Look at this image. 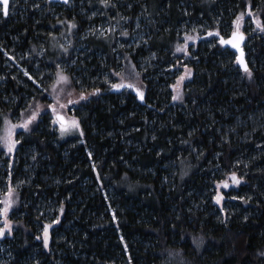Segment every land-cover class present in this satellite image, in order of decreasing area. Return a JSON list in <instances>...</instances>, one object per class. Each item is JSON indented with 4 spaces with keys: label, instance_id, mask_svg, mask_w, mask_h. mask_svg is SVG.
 <instances>
[{
    "label": "trees",
    "instance_id": "1",
    "mask_svg": "<svg viewBox=\"0 0 264 264\" xmlns=\"http://www.w3.org/2000/svg\"><path fill=\"white\" fill-rule=\"evenodd\" d=\"M242 12L250 78L220 43ZM257 19L264 0H11L6 17L0 6V137L5 120L20 125L45 108L15 129L13 153L0 142V202L9 187L14 201L0 264H264ZM103 23L115 29L101 34ZM184 68L191 75L176 88ZM59 73L86 97L73 111L78 139L59 136L47 107ZM122 77L144 101L112 87ZM231 173L240 183L220 210L215 185Z\"/></svg>",
    "mask_w": 264,
    "mask_h": 264
},
{
    "label": "snow or ice",
    "instance_id": "2",
    "mask_svg": "<svg viewBox=\"0 0 264 264\" xmlns=\"http://www.w3.org/2000/svg\"><path fill=\"white\" fill-rule=\"evenodd\" d=\"M101 2L104 3L107 6L108 3H109V0H101ZM64 3H68V0H64ZM2 4H3V13H4V15H7L8 14V8H9V0H2ZM248 14L249 15L253 14L252 13V7H251L250 3H249V6H248ZM243 17H244V13L242 12L240 14V16L238 17V19H237L236 31H234L232 33V38L231 39H227L226 40L222 36L220 37V43L221 44H230L233 48H237V49L240 48V44L245 38L244 34L242 32H240V30H239L240 29L239 21L242 20ZM256 24H257V27L262 32H264V23H261V21L259 19H257L256 20ZM73 26H75V25H73ZM124 35H127V33H124ZM208 35L211 36V35H213V33L209 32ZM215 35L220 36L219 32H216ZM192 39H194V37L186 36L184 44L183 45H179L178 44L177 47H176V51L177 52H181V51L186 52L187 51V41L188 40H192ZM237 60H238V63L243 65L244 72L247 73V75L250 78L252 76V72L249 69L247 63L243 59V50L242 49H241V56L238 57ZM116 75L120 76L121 74L120 73H116ZM187 75L188 76L191 75V70L190 69L188 70ZM58 77H59L60 81H64V82L68 81V77L66 75H63L62 73H59ZM179 79H180V81H183L185 79V77L181 76ZM112 87L116 88V89L125 88V87L133 88L137 92V95H138L139 99L141 101L145 100L144 92L141 91L139 88H136V86L134 84H132V83H127V84L124 83L123 77L121 78V82L120 83L113 84ZM96 91L98 92L99 89H97ZM85 98L86 97H83V96L81 97V99H85ZM173 99L174 100L180 99V96L179 95L173 96ZM69 103H73V101H69ZM56 104H59L58 100L56 101ZM48 107L52 108L53 113L57 116V120L53 121V123L59 122L61 131L62 132L67 131L65 117L61 116L59 113L56 112V106L55 105H49ZM61 107H63V106H61ZM37 115H38L37 112H33L32 115L29 116V118L26 121H24L22 124H20V125L12 124L10 121L5 120V125H6V127L4 129V133L5 134H4L3 137H0V142H2L3 147L7 150V153H9V154L13 153L16 150L17 145L20 143L19 140L14 138L15 129L17 127H20V128L25 129V130H28L29 129V125L36 119ZM70 124L74 128H79V121H77L75 119H73L70 122ZM81 135H83V132H81ZM89 155H91V154H89ZM231 180H232L233 184H237L238 185L240 183V178H238L235 173H231ZM222 184H223L224 188H228L229 187V184H228L227 181L222 182ZM12 194H13V190H12L11 187H9V190H8V193H7V197L2 202H0V203H3V205H4L3 208H0V217L3 218V226L0 227V238H4L6 235H10L12 233V221L9 219V210L12 207V204L14 203V201L12 199ZM222 199H223V197L221 195H218L216 197V202L219 204ZM62 211H63V209H61V212ZM58 222H59L58 220L54 221V223H58ZM51 227H52L51 224L45 225L43 227V243H44V247L45 248L48 247V243H49V229ZM36 238L37 239H41V237H39V236L36 237ZM121 239H123V238H121Z\"/></svg>",
    "mask_w": 264,
    "mask_h": 264
},
{
    "label": "rangeland",
    "instance_id": "3",
    "mask_svg": "<svg viewBox=\"0 0 264 264\" xmlns=\"http://www.w3.org/2000/svg\"><path fill=\"white\" fill-rule=\"evenodd\" d=\"M113 29H115V27L113 25L109 27L108 23H103L102 26L98 27L97 30L101 34H106ZM63 44H68V41L66 39H63ZM60 69H61V71H64L62 65L60 66ZM187 72H188V70L186 68H184L183 71L181 72V76H184L185 79L183 81H180V79H178L176 88H178V86L184 85V83L187 81V77H188ZM68 86H69L68 82L60 81L59 77H58L57 80L49 87V93H50L49 98H50V100L52 99V101L50 102V104L47 105V107L49 105H55L56 106V112L59 113L61 116L65 117L67 131L62 132L59 122L55 123V125H56L55 128H56V131L59 133V136L62 137L63 139H75V138L78 139V138L82 137V135H81L82 130L80 127V123H79V128H74L71 126L70 122L73 119L79 121L78 119H76L73 116V111L75 110V108L77 106L78 100L82 96H80L79 94H77L73 90L69 89ZM57 100L59 101V104H56ZM69 101H73V103H69ZM61 106H63V107H61ZM48 109H49L50 114L52 115V117L56 121V115L53 113L52 108L48 107ZM44 111H45L44 107H39L36 110L38 115L32 123L36 122V120L39 118V114L43 113ZM224 181L228 182V184H229L228 188L223 187L222 182H224ZM224 181L215 185V195H214L213 201H214L215 206H217L220 210H222L224 201L226 200L225 194L230 190V188L237 186V184L232 183L231 177H227ZM218 195H221L223 197V199L221 200V202L219 204L216 202V197ZM1 224H2L1 225V227H2L3 226V218H2ZM10 235H6L4 238L9 237ZM41 237L43 238V233H42ZM4 238H0V240H2Z\"/></svg>",
    "mask_w": 264,
    "mask_h": 264
},
{
    "label": "water",
    "instance_id": "4",
    "mask_svg": "<svg viewBox=\"0 0 264 264\" xmlns=\"http://www.w3.org/2000/svg\"><path fill=\"white\" fill-rule=\"evenodd\" d=\"M10 1H11V0H9V4H10ZM70 1H71V0H68V3H69ZM47 2H48V3H51V4H59V5H67V4H68V3H64V0H47ZM0 6H1L2 13H3V4H2V0H0ZM8 10H9V8H8ZM3 16L6 17L7 15H4V13H3ZM231 38H232V34H231L228 38H226V40H227V39H231ZM244 43H245V38H244V40L241 42V44H240V48H239V49H237V48H233L230 44H221V45H222L225 49H229V50H231V51L235 54V56H236V60H237V58L241 56V49L243 50ZM243 59H244V61H245L244 50H243ZM237 63H238V60H237ZM238 64H239V67L241 68V70L244 71V69H243V65L240 64V63H238ZM125 88H127V87H125ZM125 88H124V89H125ZM127 89H130L131 91H133V92L135 93V95L137 96L138 101H139V102H142V101L139 99V97H138V95H137V92H136L133 88H127ZM56 120H57V116H56Z\"/></svg>",
    "mask_w": 264,
    "mask_h": 264
}]
</instances>
